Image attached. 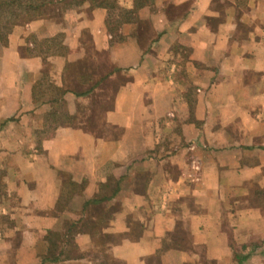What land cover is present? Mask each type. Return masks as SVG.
Returning a JSON list of instances; mask_svg holds the SVG:
<instances>
[{"label":"crops","instance_id":"1","mask_svg":"<svg viewBox=\"0 0 264 264\" xmlns=\"http://www.w3.org/2000/svg\"><path fill=\"white\" fill-rule=\"evenodd\" d=\"M115 3L0 36V264H264V0Z\"/></svg>","mask_w":264,"mask_h":264},{"label":"trees","instance_id":"2","mask_svg":"<svg viewBox=\"0 0 264 264\" xmlns=\"http://www.w3.org/2000/svg\"><path fill=\"white\" fill-rule=\"evenodd\" d=\"M77 1L79 0H0V36H6L14 25L24 24L40 17L58 16L73 2ZM91 1H93V5H116L115 0ZM94 224L89 222L87 225L82 224V226L93 233ZM154 256L151 257L153 261L157 260L156 254Z\"/></svg>","mask_w":264,"mask_h":264},{"label":"rangeland","instance_id":"3","mask_svg":"<svg viewBox=\"0 0 264 264\" xmlns=\"http://www.w3.org/2000/svg\"><path fill=\"white\" fill-rule=\"evenodd\" d=\"M90 50V49H89ZM90 55V54H89ZM72 191L74 192L75 190L74 189H71L70 190V193L72 194ZM71 197H72V195H71ZM54 239V238H53ZM55 239H56V237H55ZM153 264H154V262H153Z\"/></svg>","mask_w":264,"mask_h":264}]
</instances>
